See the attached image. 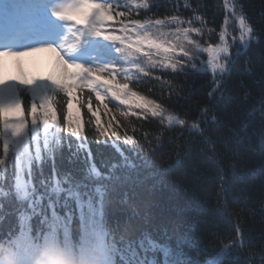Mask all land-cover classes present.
I'll use <instances>...</instances> for the list:
<instances>
[{"label": "trees", "instance_id": "trees-1", "mask_svg": "<svg viewBox=\"0 0 264 264\" xmlns=\"http://www.w3.org/2000/svg\"><path fill=\"white\" fill-rule=\"evenodd\" d=\"M44 1L0 0V28L24 19L23 14L16 18L14 10L22 9L29 17ZM157 3L161 15L202 16L203 24L194 26L205 29V42H218L226 14L224 0H188L187 7L185 0H176L175 10L172 0ZM241 6L256 39L234 45L228 71L215 77L221 81L219 87L210 70L156 72L153 77L160 79H141L133 85L142 96L175 109L187 125L197 124V130L169 126L167 121L161 124L152 117L129 116L127 121L120 117L121 133L127 131L139 142L135 150L125 151L127 160L89 136L91 160L63 145L45 159L43 176L35 175L36 188L29 196L47 195L41 180L58 174L61 180L70 178L69 192L78 188L93 197L101 223L118 242V264H264V0H238L237 7ZM234 28L235 23L228 28L230 37L238 38ZM199 59L206 61L207 53ZM23 99L26 109L30 97ZM109 108L118 111L116 104ZM92 164L99 173H89ZM24 193L13 186L11 175L7 183L0 181V247L10 257L0 260L36 264L46 251L43 239L20 246L16 237L7 240L19 230L23 208L18 198ZM66 196L61 193V204ZM68 205L76 211L73 200ZM65 210L58 208L61 215ZM40 220L36 216L29 223L39 228ZM72 228H79L78 215ZM90 244H83L81 234L70 244L61 241L60 249L66 253L70 247L72 258ZM222 251H228L223 262Z\"/></svg>", "mask_w": 264, "mask_h": 264}, {"label": "snow or ice", "instance_id": "snow-or-ice-1", "mask_svg": "<svg viewBox=\"0 0 264 264\" xmlns=\"http://www.w3.org/2000/svg\"><path fill=\"white\" fill-rule=\"evenodd\" d=\"M237 4L238 0H224V23L218 42L213 43L204 41L203 27L194 26L203 24L202 16L161 15L157 0L59 2L51 9V16L68 25L59 43H41L20 50L0 48V57L50 52L57 67L47 77H28L22 73L17 79H0V181L7 183L11 175L14 187L25 188L23 197L18 198L23 208L19 230L7 240L16 237L20 246L31 245L33 238L43 239L47 253L71 258V248L65 253L60 242L70 244L73 237L82 234L83 244H93L90 255L98 253L104 264H118V242L101 223L99 205L93 197L78 188L69 192L73 187L70 178L61 180L58 174L51 180H41L48 187L47 195L29 196L28 192L36 188L35 175L43 176L41 166L45 159L63 145L70 150L75 147L76 152L86 153L91 160L89 136L100 145L112 147L127 160L125 151L135 150L139 142L127 131L121 133L124 125L120 117L125 121L129 116L145 120L152 117L161 124L167 121L169 126L178 124L197 130V124L187 125L175 109L142 96L133 90V85L141 79H160L153 77L156 72L164 75L169 71L180 74L186 70H210L213 83L219 87L221 81L215 77L228 71L233 56L231 48L237 39L242 45L256 39L255 28ZM187 6L185 0L184 7ZM175 8L176 0H172V9ZM141 15L145 18H134ZM232 23L237 25L233 31L238 30V38H229L228 28ZM208 32L215 35L212 29ZM204 53H207L206 61L199 59ZM25 95L30 97L26 109ZM110 104H116L118 111L113 112ZM125 107L127 110H123ZM89 173L95 175L99 169L92 164ZM65 184L69 187H64ZM61 193H67L63 204ZM68 200L75 202V212ZM59 207L66 209L63 215ZM77 215L79 228L74 229L72 224ZM36 216L41 218L39 228L29 223ZM227 255L228 251L221 252L222 262Z\"/></svg>", "mask_w": 264, "mask_h": 264}, {"label": "rangeland", "instance_id": "rangeland-1", "mask_svg": "<svg viewBox=\"0 0 264 264\" xmlns=\"http://www.w3.org/2000/svg\"><path fill=\"white\" fill-rule=\"evenodd\" d=\"M59 2L68 3L69 0H49L42 2L34 8L29 10L34 13L27 17V12L24 10L16 9L13 11L14 16L17 18L19 14H23L25 17L19 24L23 26L25 23L30 22L34 23V27H37L39 30L43 28H51L55 37L53 38L56 43H59L60 39L68 31L67 22L60 21L56 17L51 16V9L56 7ZM5 28L10 27L13 23L6 22ZM44 35V34H42ZM255 36V35H254ZM10 37H13V33H10ZM19 42L14 45H8L6 40H0V48H12L13 50H20L27 46H21L19 43L25 38L23 31L19 34ZM231 39V37L229 36ZM50 42L47 37H41L36 41H32L30 44L31 47H38L41 43ZM235 47H238L240 44L239 41H236L234 44ZM233 45V47H234ZM245 46V45H244ZM29 47V46H28ZM231 48V51L234 48ZM56 62L54 54L46 51L34 52L28 56H5L0 57V79L12 80L17 79L23 73L28 77H47L54 72H56ZM24 193L25 188L23 186H17ZM1 264V263H0Z\"/></svg>", "mask_w": 264, "mask_h": 264}, {"label": "clouds", "instance_id": "clouds-1", "mask_svg": "<svg viewBox=\"0 0 264 264\" xmlns=\"http://www.w3.org/2000/svg\"><path fill=\"white\" fill-rule=\"evenodd\" d=\"M93 244L87 246L85 251L78 253L75 257L50 254L45 251L41 257H38L36 264H104L103 258L97 253L95 256L90 255ZM0 257L10 259L9 254L4 247H0Z\"/></svg>", "mask_w": 264, "mask_h": 264}]
</instances>
